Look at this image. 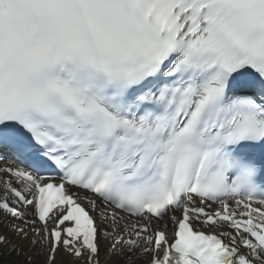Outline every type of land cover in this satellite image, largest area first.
Masks as SVG:
<instances>
[{
  "label": "snow or ice",
  "instance_id": "obj_1",
  "mask_svg": "<svg viewBox=\"0 0 264 264\" xmlns=\"http://www.w3.org/2000/svg\"><path fill=\"white\" fill-rule=\"evenodd\" d=\"M0 190L43 264H264V0H0Z\"/></svg>",
  "mask_w": 264,
  "mask_h": 264
},
{
  "label": "rangeland",
  "instance_id": "obj_2",
  "mask_svg": "<svg viewBox=\"0 0 264 264\" xmlns=\"http://www.w3.org/2000/svg\"><path fill=\"white\" fill-rule=\"evenodd\" d=\"M12 245H19L20 253H18V250L12 251L11 254H9ZM26 255L32 257L28 264H43V257L30 250L26 241H21L19 238L17 239L14 237L12 244L2 251L0 255V264H24ZM101 261L103 262L102 264H104L105 255L103 252L101 253Z\"/></svg>",
  "mask_w": 264,
  "mask_h": 264
}]
</instances>
